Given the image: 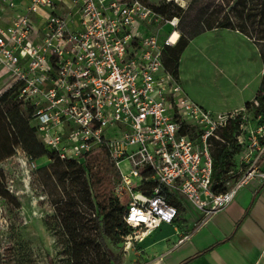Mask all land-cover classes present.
Instances as JSON below:
<instances>
[{
  "label": "built area",
  "instance_id": "built-area-1",
  "mask_svg": "<svg viewBox=\"0 0 264 264\" xmlns=\"http://www.w3.org/2000/svg\"><path fill=\"white\" fill-rule=\"evenodd\" d=\"M178 26L140 0H0V97L13 91L33 107L41 141L61 160L108 152L116 195L126 198L127 240L173 224L177 194L200 208L213 200L210 216L264 178L263 128L243 116L242 177L214 194L211 140L245 111L213 114L188 97L164 61Z\"/></svg>",
  "mask_w": 264,
  "mask_h": 264
},
{
  "label": "rangeland",
  "instance_id": "rangeland-1",
  "mask_svg": "<svg viewBox=\"0 0 264 264\" xmlns=\"http://www.w3.org/2000/svg\"><path fill=\"white\" fill-rule=\"evenodd\" d=\"M148 2L157 6L168 5L172 10L179 11L182 19H186L183 30L187 21L197 23L201 17L200 23L204 24L225 17L240 23L244 14L245 17L256 15L255 28H264V14H259L261 0ZM243 5L250 11L242 14ZM168 30L169 27H165L164 31ZM254 35L260 38L258 33ZM263 66L259 47L244 33L232 28H218L199 33L188 41L180 56L179 76L189 98L198 100L197 103L204 104L201 105L203 108L215 113L218 112L215 110L225 108L231 101L246 104L254 100L262 81ZM253 117L251 112L246 114L247 123L252 127ZM85 161L92 165L93 172H100L104 177L102 185L97 182L94 185L91 180L94 201L109 207L117 198L119 178L108 152L94 149L85 156ZM0 167L6 176L9 191V198L0 196V264H72L71 246L62 234L55 212V205L75 191L72 181L65 179L62 165L49 157L31 160L22 149H18L16 156L4 161ZM121 168L124 173L130 171L126 161ZM238 172L239 169L234 170L232 174L235 177L228 179L227 190L241 179L242 173ZM187 201L186 197L178 194L172 199L178 211L177 223L185 233L186 223L195 212L191 205L198 210L201 219L214 206L213 200L207 202L206 208L197 207L188 201L190 205ZM118 202L120 207H124L126 198L121 196ZM82 210L87 213V219H93L89 210L85 207ZM136 234L137 238L132 235L130 240L123 238L118 243L107 238L108 250L96 257L91 249L88 263H145L146 258H150L146 252L147 245L140 242L144 239L142 231ZM152 257H156V254Z\"/></svg>",
  "mask_w": 264,
  "mask_h": 264
},
{
  "label": "trees",
  "instance_id": "trees-1",
  "mask_svg": "<svg viewBox=\"0 0 264 264\" xmlns=\"http://www.w3.org/2000/svg\"><path fill=\"white\" fill-rule=\"evenodd\" d=\"M140 1L152 6L167 18H179V42L174 47L168 48L164 57L166 67L175 76L179 77L180 56L188 41L199 33L218 28H232L244 33L259 47L264 65V28H255L256 15L245 17L244 14L240 23L225 17L204 24L200 23L201 17L197 23L187 21L183 30L182 25L186 23V19H182L179 11L172 10L168 5L157 6L149 3L148 0ZM249 11L243 5L242 14ZM259 12L264 14V0H261ZM254 33H258L260 38L255 37ZM14 97L13 91H8L0 97V166L4 161L16 156L18 149H22L31 160L43 157L58 160L63 167L65 179L69 178L72 181L75 191L74 195L68 194V198H63L55 205L56 216L62 234L71 246L72 264H89L91 249L96 257H100L102 251L108 250L107 238L118 243L131 232L124 218L126 207L119 206L118 196L109 207L103 206L101 202H95L91 180L94 185L95 182L102 185L104 177L101 173L93 172L92 165L86 164V161L61 160L56 153L47 149L35 126L33 107L22 104ZM250 112L254 114L253 121L264 131V72L258 93L253 101L246 103L245 113L239 115L236 120L230 121L227 127L219 132L218 139L211 140L212 190L217 194L228 191V179L235 177L232 173L237 170L239 156L242 153V146L237 143V136L240 132V124L244 121L243 116ZM6 184V176L0 167V196L5 199L9 198ZM83 207L91 212L92 220L87 219Z\"/></svg>",
  "mask_w": 264,
  "mask_h": 264
},
{
  "label": "crops",
  "instance_id": "crops-1",
  "mask_svg": "<svg viewBox=\"0 0 264 264\" xmlns=\"http://www.w3.org/2000/svg\"><path fill=\"white\" fill-rule=\"evenodd\" d=\"M192 101L209 111L198 100ZM245 105L231 101L225 108L215 110L218 112H209H244ZM257 127L254 122L253 128ZM258 169L264 174V154ZM191 207L195 212L186 223L187 233L182 232L177 217L173 224L163 225L140 241L146 243L150 257L143 264H264V178L256 176L236 192L225 209L203 219ZM153 254L156 257L151 258Z\"/></svg>",
  "mask_w": 264,
  "mask_h": 264
},
{
  "label": "bare ground",
  "instance_id": "bare-ground-1",
  "mask_svg": "<svg viewBox=\"0 0 264 264\" xmlns=\"http://www.w3.org/2000/svg\"><path fill=\"white\" fill-rule=\"evenodd\" d=\"M177 2H184V0H175ZM176 38V36H175ZM148 235V233H142V237H146Z\"/></svg>",
  "mask_w": 264,
  "mask_h": 264
}]
</instances>
